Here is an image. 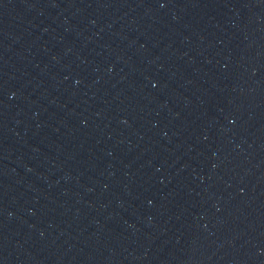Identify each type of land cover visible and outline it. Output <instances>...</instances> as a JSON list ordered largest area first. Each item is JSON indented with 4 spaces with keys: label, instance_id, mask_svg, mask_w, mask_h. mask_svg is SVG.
I'll use <instances>...</instances> for the list:
<instances>
[{
    "label": "water",
    "instance_id": "95a60500",
    "mask_svg": "<svg viewBox=\"0 0 264 264\" xmlns=\"http://www.w3.org/2000/svg\"><path fill=\"white\" fill-rule=\"evenodd\" d=\"M0 264H264V0H0Z\"/></svg>",
    "mask_w": 264,
    "mask_h": 264
}]
</instances>
